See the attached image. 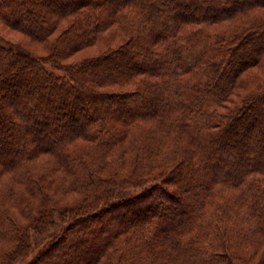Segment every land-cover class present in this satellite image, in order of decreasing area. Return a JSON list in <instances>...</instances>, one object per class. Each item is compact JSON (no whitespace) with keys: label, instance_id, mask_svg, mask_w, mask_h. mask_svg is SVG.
Returning a JSON list of instances; mask_svg holds the SVG:
<instances>
[{"label":"trees","instance_id":"trees-1","mask_svg":"<svg viewBox=\"0 0 264 264\" xmlns=\"http://www.w3.org/2000/svg\"><path fill=\"white\" fill-rule=\"evenodd\" d=\"M0 20L51 52L0 42V264H264V0H0Z\"/></svg>","mask_w":264,"mask_h":264},{"label":"rangeland","instance_id":"rangeland-1","mask_svg":"<svg viewBox=\"0 0 264 264\" xmlns=\"http://www.w3.org/2000/svg\"><path fill=\"white\" fill-rule=\"evenodd\" d=\"M110 32L113 35H110V37L107 38L106 40H104L103 42L97 41V42H95V44H93L89 47L82 48L81 50H78L76 53H73L71 56H69L65 59H62V61H64V62L82 61L86 58L96 56L101 52L103 53L111 47L112 48L118 47L125 41V38L123 36H121V34H118L115 31V29H110L107 31V33H110ZM61 33L62 32H59V30H58L55 33L51 34L49 39L50 40L58 39L60 37ZM0 42L4 43V44L13 43V44L21 45L22 47H25V48H27V49H29L32 52L37 53V54L51 55V52L49 51L50 48L48 47L49 43L45 44L44 42L38 41V40L22 33L21 31L9 26L8 24L4 23L1 20H0ZM48 67L50 69H53V66L51 64H48ZM53 70L56 72H61V70H59V71L56 69H53ZM2 104H3V102L0 100V105H2ZM3 132H5V131H3ZM68 197H66V198L68 199ZM95 224L97 226L100 225L99 223H95ZM6 248H7V244L5 242L0 241V253H1V251H3ZM37 249L35 252H37ZM30 259H32V256L25 259L23 262H27ZM257 260H259V258H257L256 261L255 260H252V261H254V263L256 264Z\"/></svg>","mask_w":264,"mask_h":264}]
</instances>
